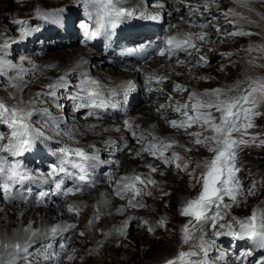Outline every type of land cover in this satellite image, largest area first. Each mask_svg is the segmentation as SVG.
<instances>
[{"label": "snow or ice", "instance_id": "snow-or-ice-1", "mask_svg": "<svg viewBox=\"0 0 264 264\" xmlns=\"http://www.w3.org/2000/svg\"><path fill=\"white\" fill-rule=\"evenodd\" d=\"M222 2L173 0V4L169 5L165 0L149 5L160 9L152 12L144 7H124L127 0H78V6H83L91 21H81L78 27L88 38L94 39L102 34L111 35V30L128 20L160 24L165 22L162 13L172 19H175L174 13H181L178 23L167 24L171 34L158 41L153 55L178 64L183 63V56L190 58L193 67L205 66L209 62L202 54L203 46L213 41L204 29L214 28L218 36L225 32L216 41L224 42L234 37L260 34L245 30V24H256L248 13L255 12L264 19V13L253 7L257 3L264 7V0H233L235 6L223 10L220 8ZM213 7L218 14L212 11ZM64 11L60 9L49 13L35 9L38 18L58 26L64 24ZM220 16L232 25V31L221 27L218 22ZM15 24L20 26L21 39L33 35L34 29L28 27L27 21L16 20ZM193 28L201 30L193 31ZM12 43L15 41H9L6 36L0 38V76L16 73L9 84L15 91L8 94V100L14 103L0 99V204L12 207L22 202L30 208L60 207L57 199L91 193L100 183H106L108 191L100 194L102 199L93 206V217L88 220L86 230L79 232L76 231V218L88 207L83 202L66 203L60 208L58 215H67L71 221L61 220L39 227L35 226V220L23 224L26 215L21 211L17 217L21 227L13 228L11 232L0 230V264H74L84 257L78 256L75 248H69L67 241L71 236L84 238L88 232L98 233L103 240L93 238L95 247L88 254L101 255L104 244L110 240H115L119 247L120 238H127L128 229L135 226L134 221L138 219L141 220L140 226L149 234L154 235L157 229L167 231L166 218L150 223L146 218L128 213L147 207L144 200L152 197L159 185L155 174L163 177L168 170L185 173L192 187H198V191L179 209V215L185 218L180 229L181 247L171 258H164L163 264H264V203L246 217L229 218L234 206L239 207L249 196L257 195L264 188V180L259 183L253 180L245 189L240 175L243 167L239 160L245 147H264L262 134L251 131L257 127L256 118L264 116V77L246 75L231 88L206 89L203 92L189 91L184 85L174 84L173 93L181 96L187 93V99L181 101L176 99V95L167 94L165 103H161L156 111L170 129L188 138L187 143L180 144L174 136L157 134L155 125L146 131L130 118H124L119 126L101 127L106 118H112L113 112L119 114L125 111L130 96L138 90L133 81L116 88H106L87 74H82L76 84L66 76H60L25 101L20 93L27 87L23 77L28 70L23 64L29 58L20 56V63L13 62L17 59L15 56L8 58ZM208 50L211 51V48ZM244 51L249 54L250 64L264 68V45L249 44ZM169 82L170 77L166 75L147 74L145 78L150 94L162 93V86ZM45 104L50 107H40ZM53 108L61 115H54ZM69 111L73 117L79 114L83 120H95L96 123L89 124L84 130L78 123L69 125ZM170 113L178 118H169ZM89 132L101 138L109 132L127 135L104 139L102 142L113 158L102 160L101 149L96 144L81 143V138ZM129 140L140 147L134 150ZM49 145H55L50 149L55 161L49 163L46 169L32 167L23 159ZM177 147L183 149V155L175 150ZM201 149L210 155L200 160L188 155ZM117 153L142 161L141 166L147 171L133 170L119 179L106 172L103 180L98 179L96 169L101 164H107L109 168L119 167ZM36 188H39L38 192ZM159 190L162 196L170 195L162 187ZM114 199L122 203L113 211ZM113 215L123 217L120 225L105 228L102 220ZM222 237L249 241L251 246L233 252L218 243ZM184 245L191 250H183Z\"/></svg>", "mask_w": 264, "mask_h": 264}, {"label": "rangeland", "instance_id": "rangeland-1", "mask_svg": "<svg viewBox=\"0 0 264 264\" xmlns=\"http://www.w3.org/2000/svg\"><path fill=\"white\" fill-rule=\"evenodd\" d=\"M32 1V0H29ZM233 2V0H227ZM15 0H0V38H6L9 41H15V43L10 44L9 51H8V58L12 56L17 57V59L13 60L14 63H20L19 57L20 56H27L29 59L28 61L24 62L23 67L27 69L26 75L23 77L24 81L27 82V87L23 89L20 93L23 96L24 100L27 101L28 98L32 94V89H40L46 83L52 82L54 78L59 74L60 70H63L61 73L64 74L65 66L59 60L57 56L58 53L64 52L66 49L70 47H65L64 45L69 41L71 31L65 32L63 26L53 25L50 21H46L42 18H38L36 16L35 11L30 15L28 19L25 21L28 22V27L34 29L33 35L27 39H21V35L19 32L18 25L15 24V21L18 20L17 18H12L10 15V11L13 10L12 7ZM153 3H149L152 5ZM173 4V0H170L169 5ZM222 4V3H221ZM78 3L70 2L64 6L67 15H75L79 12L80 7L77 6ZM148 5V6H149ZM254 8L257 9L259 12L264 13V7H261L260 4H254ZM146 7L147 10L154 12L155 7ZM221 9L223 10L222 5H220ZM39 8L38 6L34 8ZM40 9V8H39ZM171 10V9H169ZM201 11L203 9L201 8ZM212 11L217 13V9L213 7ZM47 12V11H44ZM186 14V13H185ZM218 14V13H217ZM249 18L251 20L256 21V24L249 26L248 24L244 25L245 30H250L253 32L260 33L259 35H252V36H244V37H234L231 39H227L224 42H216L220 39L221 36H224L226 33L221 32L219 36L215 32L214 28L209 27L208 29H204L212 38V43H207L211 51L208 49L202 52L203 55L207 57L208 64L205 66H198L192 67L195 71L200 73V78L197 76L196 78L199 79L200 83L197 87L198 92H203L206 89H228L231 88L238 80L243 79L246 75L250 77H264V68H260L258 66H253L250 64L249 61V54L244 51L245 48L249 44H262L264 45V19H261L260 16L256 15L255 12L250 13ZM181 13H174L175 21L173 24L178 23L179 16ZM82 18H75L72 28L76 33V36L84 34V30L78 27L79 22ZM222 28H225L226 31L230 32L233 30L232 25L227 24L223 16H220L219 21ZM213 23H216L214 21ZM41 30L38 32L35 28ZM149 30L155 29L154 26L148 27ZM193 31H200L199 28H193ZM165 30H161L159 33L162 34ZM78 45H73V48H78ZM105 50V49H104ZM230 53V56H224L221 54ZM79 54V53H78ZM252 55H256L253 53ZM160 60L161 58H157ZM182 61L186 60L187 57L181 56ZM145 62V61H144ZM108 63H112L108 62ZM178 63L170 62L167 60V63L159 64V68L167 69L165 73H161L162 75H166L170 77L169 83L162 86L163 92L162 95L167 97V94H173L171 89L172 84L177 83V81L172 77V74L169 70L171 66H174ZM182 64V63H179ZM35 65V69L33 68ZM136 68H125L123 66H114L112 69L115 72H132L136 71ZM185 68L191 72V69L188 64H185ZM135 69V70H134ZM223 69V70H222ZM16 75L15 72H9L8 75L0 76V99L7 100L8 103H14V101L8 100V94L14 92L15 89L9 86L12 82V78ZM192 75V74H191ZM122 75L118 74L117 80L121 79ZM193 77V75H192ZM82 78V76L76 81L77 83ZM127 80L133 81L132 79L128 78ZM190 81H193L191 78ZM138 85V90L135 92V100L133 103L137 108L142 107L143 105L150 106L152 103L155 95L153 93H146L142 91L140 88L143 82L136 83ZM145 84V83H144ZM106 88H113L112 84H103ZM146 86V85H145ZM188 89H193L191 83H186L185 85ZM147 87V86H146ZM169 87V89H168ZM130 101V98H129ZM141 102L142 104H138ZM40 107H49V105H40ZM130 112V105H126V109L124 112L119 114L113 112L112 118H106L102 123L101 127H109V125L119 126L122 125L123 119L127 117H131L134 119L136 117V109L133 111V116L128 115ZM55 115V114H54ZM80 116L79 114H77ZM176 117L175 114H169V118ZM69 125L76 124L70 123ZM257 127L252 129L253 133H261V138L264 139V116L257 117L255 120ZM89 124H79L82 130L87 129ZM198 129H193L196 131ZM99 131V129H97ZM147 131V130H146ZM157 134L161 136H174L175 139L179 141L180 144L187 143V137L182 133H177L175 130L170 129L168 125H164L162 130H154ZM121 135H127L126 133H117V132H109L105 133L103 137L95 136L93 133L89 132L87 135L81 138L82 144H89L95 142L96 140L99 143L97 145L98 148L101 149L100 156L102 160H109L113 157L109 156L108 151L103 144L104 139H108L109 137L112 139H116ZM129 144L135 150L140 146L129 140ZM55 147V145H49L45 147L42 151L33 152L32 154L26 155L23 159L32 167H39L42 169H46L48 164L55 161V156L50 151L51 148ZM178 152H181L183 155V149L177 147L175 149ZM264 147H257L255 145L251 147H245L242 152H240L239 160L240 164L244 168L247 164H253L254 159L258 158L259 156L254 155L258 154L257 152H263ZM207 151L205 149H201L200 152H193L188 155L192 156L196 160H200L206 156ZM170 154V153H169ZM209 154V153H208ZM116 158H118L119 167H112L109 168L107 164H101L96 169V175L103 174L105 177L106 172H111L115 179H119L121 175L129 174L133 170L136 172H146L147 169L143 168L142 161L131 159L127 154L117 153ZM41 160L42 162H40ZM158 163V162H157ZM163 167V166H161ZM240 174V175H241ZM154 178L159 182V185L156 190L153 191L152 197H147L144 200V203L147 205L145 208L138 209L135 213H128V215H136L140 218H146L149 220L150 223H155V221L166 218L168 224V230L165 231L163 229H157L155 234H149L145 228L140 226L141 220L138 219L134 221L135 226L130 227L128 229L127 238H120V246H116L115 240H110L104 244L103 249L101 250V255H89V251L95 247L93 242V238L98 240H103V237L98 233H91L88 232L87 235L82 238V253H86L87 256L82 260V263L79 261H75L74 264H163L164 258H171L177 250L181 247L180 244V229L185 222V218L179 215V209L182 207L184 201L196 195L198 191L197 188L192 187V182L190 181L189 177L185 173H177L174 170H168L165 176H160L159 173L155 174ZM249 182L246 184L245 189L251 184ZM169 187V192L172 193V198H170L167 202L168 204H164L163 198L160 196V186ZM35 191H39V188H36ZM108 191V185L106 183H100L96 186L95 189L92 190L91 193H85L82 196H86V200H92L94 198H98V195L102 193H106ZM101 196V195H100ZM161 197V199H160ZM71 198V197H70ZM70 198L66 200L68 202L71 201ZM78 198V197H74ZM56 199V198H53ZM99 199V198H98ZM102 199V197H101ZM66 200H59L57 199V204H61ZM120 201L115 200L113 201V211L115 207H119ZM264 203V193L260 189L258 194L255 196H249L246 202H242L239 207H233L230 211L229 218L235 216L237 218H243L251 214V211ZM65 205V204H64ZM95 205V204H94ZM93 204H88V207L84 208L81 215L76 218V222L78 223L77 230L82 231L86 230V225L89 219L93 217L94 206ZM53 206H50L51 209ZM61 207H54L57 211ZM29 214V215H28ZM26 215L27 220L31 217V213ZM123 217L113 215L112 217H105L102 220L105 228L112 227V226H119ZM68 220V219H66ZM71 221V218L69 219ZM24 224V223H23ZM1 226V224H0ZM21 227V222L18 224ZM40 224L38 223V227ZM0 230H2L0 228ZM9 231V229H6ZM10 232V231H9ZM70 235V234H68ZM71 241V240H68ZM219 244H222L223 248L230 249L231 251L235 252L241 248L250 247L249 241H235L229 237H222ZM71 244H80V242L73 240ZM125 245H127L125 247ZM183 250L188 251L191 250L188 245L183 246ZM77 252V251H76ZM80 256V255H78ZM252 259L251 257L249 258Z\"/></svg>", "mask_w": 264, "mask_h": 264}, {"label": "bare ground", "instance_id": "bare-ground-1", "mask_svg": "<svg viewBox=\"0 0 264 264\" xmlns=\"http://www.w3.org/2000/svg\"><path fill=\"white\" fill-rule=\"evenodd\" d=\"M70 2L78 3V0H32V1L15 0V2L12 5V7L14 8L13 10L10 11V15L12 16L13 19L17 18L18 20H21V19L25 20L30 17V15L35 11L34 8L37 6L42 11H47L49 13H52L60 9H64V6ZM154 2L156 3L165 2V0H127V3L124 4L123 6L128 7V8H141V7L146 8L149 5V3H154ZM169 2L170 0H166L167 4H169ZM221 5L223 9H227L229 7L235 6L233 2L231 1L229 2L227 0H223ZM254 6L255 5H253V7ZM78 7H80L79 12L75 15H67L66 10L62 14V16L64 17V24L62 25L64 27V31L65 32L71 31V33H73L74 35L69 33L70 39L64 45L65 47H70V48L66 49L64 52L60 51L57 55L59 57V60L65 66L64 74L61 75L63 70H60V72H58L59 74L54 78L52 82L57 80L60 76H66L70 81H72L73 84H76L77 83L76 81L82 76V74H87L91 78H94L100 81L102 85L104 83L112 84L114 86L113 88H116L119 85L130 81V80H127L128 78H130L134 80L135 83H139L142 81L143 84L141 85L140 88L142 89V91L147 93L148 92L147 87L144 84L146 75L147 74L162 75L161 73H165L167 69L159 68L158 66L159 64L167 63V60H164L162 58L158 60L157 58H160L159 56L151 55L147 60H144L145 62L142 61V62L134 63V65H139V67L136 69L134 73L132 72H122L121 73V72L113 71L112 68L114 66H121L122 64L118 62L116 59H114L109 52H106V50L102 48L103 42H98L95 44V40H97V38L90 39L87 37L85 33L81 35V38L79 37V35L76 36V33L79 32V30L75 31L72 28V24L75 18H82L81 21L91 23V21H89L87 18L88 13L83 8V6L81 5ZM153 10L154 12L160 11V9L156 7ZM241 11L246 12L245 9H241ZM162 15H164L165 17L164 23L157 24L156 22H151V24L155 27V29L153 30H155L156 33H159L161 30H165L164 31L165 33L161 36V39H163L167 33H171L167 27V24L173 23V21H175L172 18L167 17L165 13H162ZM248 15H251V14L248 13ZM139 27L140 25L138 24V21L135 19L128 20L125 23L119 25L117 29L111 30L112 34L110 35V40H111L109 42L110 45L111 46L119 45V44H116L117 41L121 40V38H124V37H129V39L137 38L139 36V34H137ZM35 29L38 30V32H41V30H39L37 27ZM77 44H79L78 48L72 47L73 45H77ZM96 46H101V48H97ZM209 48L210 46L208 44H205L203 46V51ZM111 61L112 63H108ZM185 64L189 65L191 72H189L188 69L185 68ZM192 67H193L192 61L190 60V58H187L186 60L183 61L182 64H176L174 66H171L169 70L172 74V77H174V79L177 81L178 84L185 86L186 83H191L193 89H189V91L198 92L197 87L200 81L196 77L199 76L200 78L201 75L199 72L195 71ZM175 73H181V75H175ZM118 74L122 75L120 80L119 79L117 80ZM191 74L193 75V77ZM191 78L193 79V81H190ZM48 83H51V82H48ZM48 83H46L45 85H47ZM177 83H174V84H177ZM174 84L171 85L172 88L174 87ZM42 88L43 87H41L40 89L38 88L32 89L31 96L34 95L36 92L40 91ZM171 91L173 93V89H171ZM153 94L155 95V97L152 103L150 104V106L143 105L142 107L137 108L138 106H135V104L133 103V100H135V97H136L135 92L132 93V95L130 96V101L128 103V105H130V112L128 113V115L130 114V116H133V111H135L136 109V114L134 115H137V116L134 117V120L136 124H138L140 128L144 130H151L153 125H155L154 130H162L163 126L165 125V123L160 118V114L157 113L156 109L161 103H165L166 97H164L162 93H153ZM173 95H176V99H179L181 101L187 99V93H184L182 96L174 94V93ZM138 104H142V103L139 102ZM52 111H53V114L57 116L61 115V113L55 108H53ZM127 118L131 119V117H127ZM175 118L176 117H172V119H175ZM67 119H68V122L70 123H78V124L96 123L95 120L85 121L78 115L73 117L70 111L67 112ZM112 126L113 125L111 124L109 125V127H112ZM97 142L98 141L96 140L95 142H92V143L96 144L97 146L99 144ZM92 143H89V144H92ZM203 154H207L208 156L210 155L208 154V152L203 153ZM39 161L42 162L41 160ZM97 169L99 171V168ZM97 178L100 180H103L104 179L103 174L102 173L99 174ZM160 187H162L163 191H166V192H169L170 190L169 187H165V185L160 186ZM159 194L163 198V201L165 202L164 204H168L167 203L169 202L168 200L172 198L171 197L172 193H170V195H167V196H162L161 192ZM86 198H87L86 196L78 197V198L71 197L70 202H68L66 198L65 199L66 201L62 202L60 204V207L61 206L63 207L64 204L66 203H72V202H76V203L83 202L87 205L88 204L94 205L96 204L98 200L101 199V196L98 195L99 199L96 197L92 200L85 201ZM52 208L53 209H51L50 207L30 208L26 206L25 204H23L22 202H17L12 207H9L6 204H0V224H1L0 228L2 230L9 229L10 232L13 228H19L18 224L20 221L17 219V217L21 211H24L25 215H27L28 213H31V217H29V220H27V217H26V219L23 220V223L27 224L29 221L35 220L36 221L35 226H38V223L40 224V226H43V224L45 223L51 224L57 221L70 219V217L67 215L63 217L58 215L60 208L58 211L54 209V207ZM76 231L79 232V230H76ZM69 240H71V241H67L69 248L70 249L75 248L77 251L76 252L77 255L83 256L85 258L87 254L82 253L80 249L82 248L83 239L78 236H71ZM73 240L80 242V244H71ZM79 263H82V261H79Z\"/></svg>", "mask_w": 264, "mask_h": 264}, {"label": "trees", "instance_id": "trees-1", "mask_svg": "<svg viewBox=\"0 0 264 264\" xmlns=\"http://www.w3.org/2000/svg\"><path fill=\"white\" fill-rule=\"evenodd\" d=\"M258 154H254L259 156L254 159L253 164H247L244 168V172L241 174V179L244 182V186L249 182H253V180L259 183L261 180H264V151L257 152ZM264 193V188H261Z\"/></svg>", "mask_w": 264, "mask_h": 264}]
</instances>
